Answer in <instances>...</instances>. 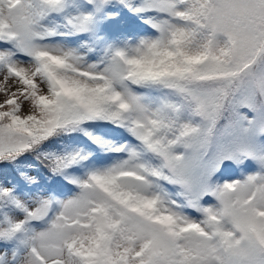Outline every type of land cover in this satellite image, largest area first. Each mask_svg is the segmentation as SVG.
I'll list each match as a JSON object with an SVG mask.
<instances>
[{"label":"snow or ice","instance_id":"obj_1","mask_svg":"<svg viewBox=\"0 0 264 264\" xmlns=\"http://www.w3.org/2000/svg\"><path fill=\"white\" fill-rule=\"evenodd\" d=\"M0 264H264V0H0Z\"/></svg>","mask_w":264,"mask_h":264},{"label":"trees","instance_id":"obj_2","mask_svg":"<svg viewBox=\"0 0 264 264\" xmlns=\"http://www.w3.org/2000/svg\"><path fill=\"white\" fill-rule=\"evenodd\" d=\"M35 175V173H33Z\"/></svg>","mask_w":264,"mask_h":264}]
</instances>
